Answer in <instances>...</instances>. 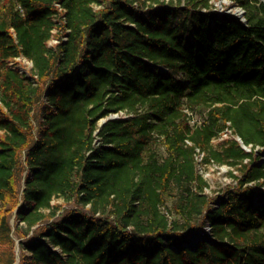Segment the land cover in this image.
<instances>
[{
	"label": "trees",
	"instance_id": "trees-1",
	"mask_svg": "<svg viewBox=\"0 0 264 264\" xmlns=\"http://www.w3.org/2000/svg\"><path fill=\"white\" fill-rule=\"evenodd\" d=\"M211 1L0 0V264H264V162L212 144L264 147V0Z\"/></svg>",
	"mask_w": 264,
	"mask_h": 264
},
{
	"label": "rangeland",
	"instance_id": "rangeland-1",
	"mask_svg": "<svg viewBox=\"0 0 264 264\" xmlns=\"http://www.w3.org/2000/svg\"><path fill=\"white\" fill-rule=\"evenodd\" d=\"M213 4V8L215 11H217L220 14H229V15H239L241 17V20H243V14L240 15L239 7L234 6L230 1L228 0H212L211 1ZM60 33L57 29L54 30L53 34ZM55 38V37H53ZM48 46H54V41L51 40L47 43ZM18 67L25 69L30 73V65L23 61L19 60L17 61ZM40 105H37V109L39 108ZM190 116V123L191 124H200L202 119H203V114L199 112L195 113H188ZM102 121H98V125H100ZM232 136H223L224 139H232ZM220 139L221 138H215L212 140V144L214 147H217L220 144ZM159 151L162 153L164 152L162 147H159ZM256 157V156H255ZM196 169L197 172L202 176V178L207 182L208 187L205 189V194L209 197H215L220 195L226 188L234 189L237 186V181L241 177V174L239 171H237L235 168L230 171L228 169L227 165H218V164H203L201 163L199 156L196 157ZM229 172H231L233 175L230 176ZM23 177L25 174L22 175ZM23 186V180L19 182L18 185V194H21V189ZM54 203L61 204L63 210L67 209H73L75 207L74 202L70 203H63L62 199H57L54 200ZM171 204V199L167 200V206H170ZM62 211H59L61 213ZM15 213L16 209L12 212L10 216V224L12 231L14 230V224H15ZM15 239V245H14V253H15V262L14 264H21V259H22V250L19 248L18 240L16 237Z\"/></svg>",
	"mask_w": 264,
	"mask_h": 264
},
{
	"label": "built area",
	"instance_id": "built-area-1",
	"mask_svg": "<svg viewBox=\"0 0 264 264\" xmlns=\"http://www.w3.org/2000/svg\"><path fill=\"white\" fill-rule=\"evenodd\" d=\"M20 11H21V8H20V6H18L17 7ZM239 13H240V15L241 14H243L244 12H243V10L241 9V8H239ZM233 16H235L236 18H239V19H241V17H239V15H233ZM243 20H244V18H242ZM63 39H65V37L63 36ZM51 40V39H50ZM49 40V41H50ZM52 40L54 41V44H57L58 42H59V40H57V39H55V38H52ZM48 41V42H49ZM19 60H23V61H25V62H27L29 65H30V70H31V68H32V64H31V62L29 61V60H27V59H25L24 57H18V58H16V59H14V60H12V61H10L9 62V66H11V67H13V68H15V69H18V71H19V73L20 74H25V76H27L28 78H32L31 76V71H30V73H28V71H26L25 69H22V68H20V67H18V65H17V61H19ZM122 116L123 115V113H120V114H112V115H110L109 116V118H117V117H119V116ZM106 119H101V123H100V125L105 121ZM223 136H232L233 137V139L240 145V147L246 152V153H254V156H256V158L258 159V162L259 163H263L264 162V147H262V146H252V145H245V144H243V142L240 140V138L239 137H237V136H233L232 134H231V131L230 130H228V129H226L224 132H222L217 138H221L220 139V143H222L224 140H226V139H224L223 140ZM188 143V142H187ZM195 151H196V155H195V160H196V157L197 156H199V159H200V161H201V163H202V155H203V153H201L198 149H195ZM246 162H248V160L246 159L245 161H244V163H246ZM228 169H230V171L231 170H233V167H230V166H228ZM210 233V226L207 224L204 228H203V231H202V233L201 234H199V236L200 237H204L205 235H208Z\"/></svg>",
	"mask_w": 264,
	"mask_h": 264
}]
</instances>
